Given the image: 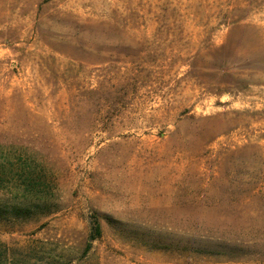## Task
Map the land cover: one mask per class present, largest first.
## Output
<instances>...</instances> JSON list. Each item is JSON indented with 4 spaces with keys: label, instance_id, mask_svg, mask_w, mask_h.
Masks as SVG:
<instances>
[{
    "label": "rangeland",
    "instance_id": "rangeland-1",
    "mask_svg": "<svg viewBox=\"0 0 264 264\" xmlns=\"http://www.w3.org/2000/svg\"><path fill=\"white\" fill-rule=\"evenodd\" d=\"M20 158L56 208L0 219V264H264V0H0Z\"/></svg>",
    "mask_w": 264,
    "mask_h": 264
},
{
    "label": "trees",
    "instance_id": "trees-1",
    "mask_svg": "<svg viewBox=\"0 0 264 264\" xmlns=\"http://www.w3.org/2000/svg\"><path fill=\"white\" fill-rule=\"evenodd\" d=\"M21 159L17 163L5 159L0 162V192L15 189L11 199L0 203V219L29 221L50 215L56 208L51 204L57 189L56 179L50 175L52 165H28ZM91 225L87 249L102 234L97 217H92Z\"/></svg>",
    "mask_w": 264,
    "mask_h": 264
}]
</instances>
